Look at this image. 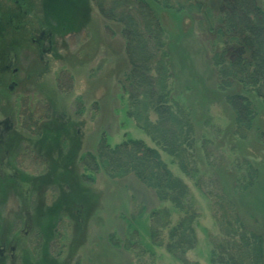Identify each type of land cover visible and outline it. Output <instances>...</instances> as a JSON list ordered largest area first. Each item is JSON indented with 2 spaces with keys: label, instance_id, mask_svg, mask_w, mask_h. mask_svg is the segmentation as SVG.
I'll list each match as a JSON object with an SVG mask.
<instances>
[{
  "label": "rangeland",
  "instance_id": "1",
  "mask_svg": "<svg viewBox=\"0 0 264 264\" xmlns=\"http://www.w3.org/2000/svg\"><path fill=\"white\" fill-rule=\"evenodd\" d=\"M202 1L216 24L222 0ZM202 17L161 18L171 100L193 124L186 162L130 116L122 27L96 0H0V264H219L239 223L261 238L264 264V106L219 87ZM236 95L255 110L244 138L233 132ZM102 140L157 150L186 187L183 205L134 175L87 171L82 157ZM183 223L189 240L172 249Z\"/></svg>",
  "mask_w": 264,
  "mask_h": 264
},
{
  "label": "trees",
  "instance_id": "2",
  "mask_svg": "<svg viewBox=\"0 0 264 264\" xmlns=\"http://www.w3.org/2000/svg\"><path fill=\"white\" fill-rule=\"evenodd\" d=\"M96 1L101 14L122 27L131 66L127 76L129 114L138 128L164 151L189 161L194 140L192 120L171 100L172 72L162 10L203 16L208 30L214 33L212 64L219 87L229 89L238 85L243 92L260 98L264 106V10L256 0H222L216 24L202 0ZM230 104L236 112L233 132L244 138L255 119L253 104L241 95L230 97ZM151 112L156 121L151 120ZM82 162L87 171L102 170L112 179L134 175L160 200L184 203L185 185L172 175L158 151L143 141L126 140L111 148L102 140L96 155L87 154ZM159 217L155 215V220ZM184 226L183 223L175 229L181 230L178 239L169 244L172 249L189 240L188 228ZM228 236L219 264H262L259 236L240 223Z\"/></svg>",
  "mask_w": 264,
  "mask_h": 264
},
{
  "label": "flooded vegetation",
  "instance_id": "3",
  "mask_svg": "<svg viewBox=\"0 0 264 264\" xmlns=\"http://www.w3.org/2000/svg\"><path fill=\"white\" fill-rule=\"evenodd\" d=\"M7 67H8V66H7ZM13 86H14V84H12V85L10 86V89L13 88Z\"/></svg>",
  "mask_w": 264,
  "mask_h": 264
}]
</instances>
